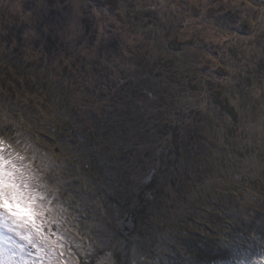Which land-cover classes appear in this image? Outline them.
<instances>
[{"label": "rangeland", "instance_id": "1", "mask_svg": "<svg viewBox=\"0 0 264 264\" xmlns=\"http://www.w3.org/2000/svg\"><path fill=\"white\" fill-rule=\"evenodd\" d=\"M5 32L11 45L0 39V52L20 50L27 77L61 78L54 84L61 97L52 95L33 125L56 127L37 139L26 135L29 118L18 121L0 101V162L8 161L9 179L35 202L58 249L43 264H264V160L237 152L264 146V0H0ZM59 59L73 68L64 77ZM15 66L0 54V77ZM149 68L161 78L138 83ZM122 76L124 85L114 87ZM218 92L238 109L236 120L219 119ZM195 104L201 113L180 118ZM167 120L201 130L191 144L206 160L199 168L185 169L187 158L174 156ZM13 121L26 142L2 132ZM163 150L168 168L155 178ZM109 168L113 175L95 181ZM82 198L89 200L71 208ZM233 235V250L220 245Z\"/></svg>", "mask_w": 264, "mask_h": 264}, {"label": "trees", "instance_id": "2", "mask_svg": "<svg viewBox=\"0 0 264 264\" xmlns=\"http://www.w3.org/2000/svg\"><path fill=\"white\" fill-rule=\"evenodd\" d=\"M0 39H2V40L4 39V41H5V42H3L4 45L2 44V46L4 48L7 47L8 45H11L10 41L12 40V36H10L9 33L8 34H6V32H5V34L1 33ZM53 42L54 41L51 38V44H50V48H49V52H48V53H51L49 56H51L53 59L50 62L51 66L56 59V57L53 56V52H54ZM112 43L115 44L116 42H112ZM112 43H111V45H112ZM8 47H10V46H8ZM4 48H3L4 52L2 51V52H0V54L2 56H5V54H6V56L9 59H14L16 66H15L14 72H12L10 70V72L7 73L8 75H5V77H0V101H3L4 105L9 109V111L13 112V116H16L17 117L16 119L18 121H19V119H18L19 117L24 116V117L29 118L28 124H30V126L33 129H30L29 131L26 130V131L27 132H33V133L32 134H26V135L30 136L29 139H37L38 133H36V132H52L53 129H55V127H56L55 121L49 122L47 124H43L44 122L42 121V125H41L42 129H41V126L39 127V125H38V127H33V125L36 122H39L38 113L41 116L44 115V112H42V109L46 110L47 102L48 103L50 102V98L52 97V95L55 94V96L53 97L55 99L57 97H61V96L57 95V93H59L61 91L57 90V88L54 86V84L59 85L58 84L59 81H57V80L61 79V78H57V80H56L55 77L50 75L51 73L49 71L45 72L44 75H41L39 72H36V74L34 76L32 75L33 79H31L30 77H27L26 74L23 72V68L20 66V64L22 63L23 60H22V54H21L22 52L20 50H18L19 48L16 47V49L18 50L17 52L13 48L12 49L13 52H11V53H8V50H6ZM96 60L98 61L99 64H101L100 58L96 59ZM59 61L62 63L63 66H62L61 71L57 73V76L61 77V75H63L62 77H64V74L70 73V71H72L73 68H71L68 64H64L63 59H59ZM80 68H82V67H80ZM80 68L77 67L75 69L78 71L77 72L78 74H79ZM149 75H151L152 77H155L158 75L157 80L161 78L160 73L156 74L153 72V70L151 68H149L147 70V72L137 73L136 77H141L143 79L142 80V79L137 78L138 83L140 81L143 82L145 79L148 78ZM109 78L111 79V77H109ZM125 78H126V76H122V78L121 77H115L113 80L114 81L113 85H115L114 87H117V85L123 86ZM122 79H123V82H122ZM197 87H199V86L197 85ZM196 90H198V89H196ZM134 91H136L137 94H139V95H141V94L145 95L146 94L144 92L145 90H143V88L140 85H137V87L134 88ZM242 94H243V96L246 95V97H252V95L250 94V91H248V90H246V92H243ZM147 95H148V93H147ZM219 95H220V92L215 93V98L216 99L218 98L217 104L220 106L219 107L220 108L219 113H217L219 115V119L223 120L224 117L228 118L227 116H230V118L232 120H236L238 118V113H239L238 109H236V107L232 103H230L229 100H224ZM197 112L201 113L200 104H195L194 106L192 105L191 109L186 108L184 114L181 115L180 118L184 117L185 114H187V115L196 114ZM258 112L261 114V118L264 120L263 109L260 108V110ZM182 113H183V110H182ZM220 116L223 118H221ZM30 121L32 124L30 123ZM187 125L185 124V122H181V120L176 124H172L170 122V120H167L166 123L163 124L162 126L166 127L168 130H170L172 132V139H171L172 143H177V145L179 147L184 148V151H183V150H180V148L178 147L177 150H174L175 154L174 153H172V154H174L175 157L182 156V157L187 158V161L190 163V165H189V167H184L185 169H189V168L190 169H192V168L196 169V168L200 167V163L203 164V162L206 161V160L202 159L203 157L200 156V153H197V155H196L195 149H193V145H191L194 142L193 140H195L198 137V134H199L198 132H201V130H196V129L194 130V128H190L191 130H188ZM18 126L19 125H16L13 121L10 124L8 123L4 127V131H2V132H4L7 136L9 135V137L11 136L10 138L15 142H20V141L26 142L23 139L20 140V138L18 137L19 133L15 132V131H17ZM190 132H194V133H190ZM23 136L25 137V134H23ZM43 137L50 141V137H49V135H47V133L44 134ZM198 139H200V137ZM9 142H10V140H9ZM181 144H183V145H181ZM169 149H170V142L166 146H164V150H169ZM263 149H264V146H262V145L260 146V145L255 144L253 146H246L243 150H237V152H238L239 156H241V157H247V155H249V156L255 155L256 158L260 162V161L264 160V150ZM164 150L162 153L157 154V157L154 159V161H155L154 169L156 170L155 178L157 177L158 174L160 177L164 176L166 171H167V168H168V164H169L168 158H170V157L168 154L164 153ZM207 158L209 159L210 157L208 156ZM170 160L171 159H169V161ZM210 162L213 163L212 167H214L215 162L214 161H210ZM231 162L234 163L232 165V167L238 166L237 163L234 162V159H232ZM261 166H262V163H261ZM262 168H264V166H262L261 169ZM212 169L213 168H211L210 170H212ZM101 170L102 169H100V171ZM101 172L102 173H101L100 177H97L95 179V181L98 182L99 179H101L103 177L102 175H104V174H107L106 177L114 174L113 168H109V170L106 169L104 171L102 170ZM235 172L237 175L242 177L243 172H241L240 169L235 170ZM147 189H149V190L152 189V191L154 192V195H155V192H156V190L159 189V187L155 181H152L148 185ZM246 189H248V188H246ZM141 197H142V199H144V196H141ZM87 200H89V199H86V198L83 199L82 198V199L77 200V201L71 200L69 202H70L71 208H74L73 206L75 205V203H77V202L83 203V201L85 202ZM137 207L141 208V205H138ZM243 207H245V209L247 211H249L248 213L250 214V212L252 210V207L250 206V200L247 202V204H244ZM134 211L136 214L135 226L136 225L138 226L140 223V217H139L140 213H139V210H137L136 208L134 209ZM244 212L247 213L246 211H244ZM122 216H123V213L118 218H120ZM261 218L264 219V215ZM232 227L234 230L237 229V227L235 225L234 226L232 225ZM261 232H264V231H261ZM261 232L259 235L262 238ZM120 238H125V236L123 234H121ZM263 239H264V237H263ZM219 242H220V245L225 244L227 246V248L231 251V250H233L232 248H235L237 246L238 239H237V237H235L233 235L232 241L229 240L228 237H224V238H222V240H219ZM117 259L118 260L122 259V252L121 251H118Z\"/></svg>", "mask_w": 264, "mask_h": 264}, {"label": "snow or ice", "instance_id": "3", "mask_svg": "<svg viewBox=\"0 0 264 264\" xmlns=\"http://www.w3.org/2000/svg\"><path fill=\"white\" fill-rule=\"evenodd\" d=\"M5 151L0 144V154ZM7 163L0 162V227L12 235L5 238L0 232V264H43L44 257L53 259L58 249L46 235L35 202L9 179Z\"/></svg>", "mask_w": 264, "mask_h": 264}]
</instances>
